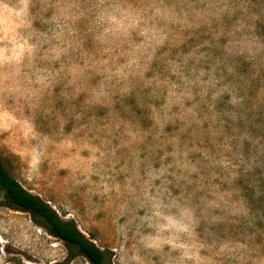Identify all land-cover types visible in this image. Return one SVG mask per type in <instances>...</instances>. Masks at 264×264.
<instances>
[{
	"label": "rangeland",
	"instance_id": "obj_1",
	"mask_svg": "<svg viewBox=\"0 0 264 264\" xmlns=\"http://www.w3.org/2000/svg\"><path fill=\"white\" fill-rule=\"evenodd\" d=\"M0 157L113 264H264V0H0ZM70 255L0 189V264Z\"/></svg>",
	"mask_w": 264,
	"mask_h": 264
},
{
	"label": "trees",
	"instance_id": "obj_2",
	"mask_svg": "<svg viewBox=\"0 0 264 264\" xmlns=\"http://www.w3.org/2000/svg\"><path fill=\"white\" fill-rule=\"evenodd\" d=\"M0 189L5 192L7 205L28 211L33 219L53 236L63 240L71 252L67 262L76 255H82L90 264H113L111 250L102 248L87 237L72 218H63L58 211L40 196L26 189L5 167L0 157Z\"/></svg>",
	"mask_w": 264,
	"mask_h": 264
}]
</instances>
